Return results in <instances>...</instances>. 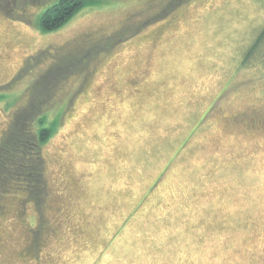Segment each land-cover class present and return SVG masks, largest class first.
I'll return each instance as SVG.
<instances>
[{
    "label": "rangeland",
    "instance_id": "obj_1",
    "mask_svg": "<svg viewBox=\"0 0 264 264\" xmlns=\"http://www.w3.org/2000/svg\"><path fill=\"white\" fill-rule=\"evenodd\" d=\"M101 1L47 33L44 0L0 1V142L41 75L61 81L41 264H264V56L242 64L264 0H185L161 21L169 0ZM24 199L0 200V264H38Z\"/></svg>",
    "mask_w": 264,
    "mask_h": 264
},
{
    "label": "trees",
    "instance_id": "obj_2",
    "mask_svg": "<svg viewBox=\"0 0 264 264\" xmlns=\"http://www.w3.org/2000/svg\"><path fill=\"white\" fill-rule=\"evenodd\" d=\"M182 1L185 0H169L171 8L166 7L160 11L158 13L160 17L152 18L153 21L156 19L161 21L170 10L180 7ZM101 2V0H44V4H40L41 12L35 19V25L46 33L58 30L84 7L97 5ZM262 56H264V26L247 48L246 57L242 64L243 62H250V58ZM23 69L25 68L23 67ZM17 78L19 77L14 78L15 81ZM60 84L59 78L55 80L47 74L41 75L32 86L31 98L26 105L19 109L15 117V119H19V122L13 121L11 127H7L0 142V200L12 189L20 191L26 198L24 200L31 202L34 209L39 213L38 223L34 230L30 231V243L22 253L23 260L27 262L30 259L35 260L38 264L41 263L36 257H41L43 249L49 244V237L57 232V228L53 226L52 222L47 217L44 218L46 209L50 207L52 189L45 171L47 164L42 150L59 129L58 126L64 114V109L55 113L54 116H51V113L48 114L49 106ZM7 103L6 107L9 108L12 101ZM39 110L44 111L39 118L31 116L38 113ZM172 161L173 159L169 163ZM1 211L2 208H0ZM47 222L52 225L50 229H47ZM44 259L46 260L47 257L44 256ZM46 264L51 263L46 261Z\"/></svg>",
    "mask_w": 264,
    "mask_h": 264
},
{
    "label": "flooded vegetation",
    "instance_id": "obj_3",
    "mask_svg": "<svg viewBox=\"0 0 264 264\" xmlns=\"http://www.w3.org/2000/svg\"><path fill=\"white\" fill-rule=\"evenodd\" d=\"M57 233H58V231L55 232V234H54V235H51V236H55ZM36 259H37V260H40V263H41V260H42V259H40V257H36Z\"/></svg>",
    "mask_w": 264,
    "mask_h": 264
}]
</instances>
